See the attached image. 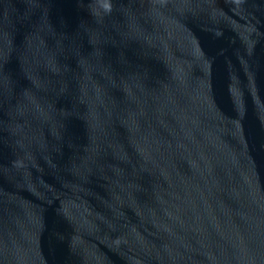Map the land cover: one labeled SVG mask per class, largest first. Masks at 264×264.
<instances>
[{"label": "water", "instance_id": "water-1", "mask_svg": "<svg viewBox=\"0 0 264 264\" xmlns=\"http://www.w3.org/2000/svg\"><path fill=\"white\" fill-rule=\"evenodd\" d=\"M0 264H264V0H0Z\"/></svg>", "mask_w": 264, "mask_h": 264}]
</instances>
